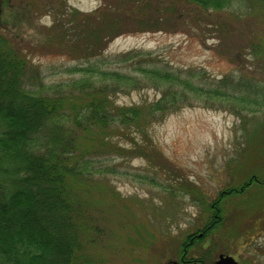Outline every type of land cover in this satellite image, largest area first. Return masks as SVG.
<instances>
[{
  "label": "rangeland",
  "instance_id": "obj_1",
  "mask_svg": "<svg viewBox=\"0 0 264 264\" xmlns=\"http://www.w3.org/2000/svg\"><path fill=\"white\" fill-rule=\"evenodd\" d=\"M20 1L25 2L12 0L9 6L6 0L0 1V30L26 45L31 53L29 62L40 70L45 84L77 79L80 75L73 72L75 68L94 65L93 61L68 59L55 51L57 44L49 49L46 34L52 18L44 12L51 8L52 1L37 0L34 6V0H30L31 9ZM65 1L67 7L88 14L101 6L99 0ZM179 7L183 13L197 11L187 5ZM260 8L255 0H231L220 11L198 10L202 18L198 23L194 17V24H170L169 31L119 36L97 57L101 69L128 74L137 83L136 89L114 97L118 106L153 103L160 98L163 86L155 85L151 76L138 73L141 65L167 69L197 89H218L230 97L182 92L175 85L170 91L186 95L180 111L153 123L145 137L137 134V140L148 146L144 151L148 157H109L106 164L112 174L95 175L97 188L90 191L99 207L93 214V227L99 231L86 244L85 254L94 264L174 261L190 242L187 236L199 232L208 222V204L219 193L239 185L250 172H258L264 181V58L254 57L249 49L251 40L264 44V12ZM229 37L233 41L226 49L222 39ZM132 51L146 54L140 59L150 58L149 64H138L140 59L134 60V66L113 63L121 54ZM116 142L127 149L130 146ZM113 192L115 199L111 198ZM224 205V216L233 211L241 220L236 217L235 223H224L205 240H196L188 248L189 256L211 262L220 254H231L241 264H264V187H253L247 197L229 199Z\"/></svg>",
  "mask_w": 264,
  "mask_h": 264
},
{
  "label": "trees",
  "instance_id": "obj_2",
  "mask_svg": "<svg viewBox=\"0 0 264 264\" xmlns=\"http://www.w3.org/2000/svg\"><path fill=\"white\" fill-rule=\"evenodd\" d=\"M11 1L6 3L10 6ZM50 1L53 5L44 12L52 18L46 34L49 49L57 44L55 51L68 59L93 61L94 65L75 68L73 72L80 75L77 79L47 85L40 70L30 64L26 45L0 30V264H94L85 254L86 244L99 231L93 227V214L99 207L90 191L97 188L95 175L112 174L106 164L109 157H148L144 152L148 146L137 140V134L145 137L153 123L180 111L186 95L170 91L175 85L182 92L230 97L218 89H197L167 69L141 65L138 73L163 86L160 98L153 103L118 106L114 97L136 89L137 83L128 74L101 69L102 62L96 59L119 36L169 31L170 24H194V17L198 23L202 20L198 10L220 11L231 0H99L101 6L89 14L67 7L65 0H59L57 6L58 0ZM20 2L33 8L30 0ZM255 3L263 13L264 0ZM179 5L197 11L183 13ZM222 41L228 49L233 40ZM249 47L251 55L264 58V44L251 40ZM238 54L242 55L241 50ZM143 55L128 52L113 63L134 66V60ZM140 60L138 64L145 65L151 59ZM117 140L129 143V148ZM256 186L264 187V181L258 172H250L239 185L219 193L208 204V222L187 236V243L198 233L204 232L202 238L195 237L201 242L213 229L235 223L233 211L224 216V201L247 197ZM110 194L115 199L116 194Z\"/></svg>",
  "mask_w": 264,
  "mask_h": 264
},
{
  "label": "flooded vegetation",
  "instance_id": "obj_3",
  "mask_svg": "<svg viewBox=\"0 0 264 264\" xmlns=\"http://www.w3.org/2000/svg\"><path fill=\"white\" fill-rule=\"evenodd\" d=\"M217 218V217H216ZM204 235V232L198 233L195 237L196 238H202ZM195 237H192L190 239V242L182 249V253L181 255H178V258L174 259L173 262H176L177 264H215L216 261L218 260V257L214 260H212L211 262H207V260L203 259L204 257L200 258V259H196V258H192L189 256V250L188 248L193 245V242L195 241ZM205 249V248H204ZM207 253V251L205 252ZM222 255V254H221ZM224 256H230L232 257L238 264H241V262L235 258L233 255L231 254H225ZM201 257V256H200Z\"/></svg>",
  "mask_w": 264,
  "mask_h": 264
},
{
  "label": "water",
  "instance_id": "obj_4",
  "mask_svg": "<svg viewBox=\"0 0 264 264\" xmlns=\"http://www.w3.org/2000/svg\"><path fill=\"white\" fill-rule=\"evenodd\" d=\"M167 264H177L176 262H170ZM197 264V263H194ZM215 264H238L232 257L219 255L218 260Z\"/></svg>",
  "mask_w": 264,
  "mask_h": 264
}]
</instances>
